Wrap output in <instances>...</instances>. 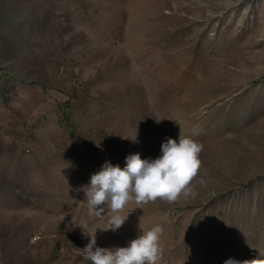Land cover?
<instances>
[{"label": "rangeland", "instance_id": "rangeland-1", "mask_svg": "<svg viewBox=\"0 0 264 264\" xmlns=\"http://www.w3.org/2000/svg\"><path fill=\"white\" fill-rule=\"evenodd\" d=\"M179 134L195 197L89 214L105 161ZM156 225L157 264L264 259V0H0V264H92L88 236Z\"/></svg>", "mask_w": 264, "mask_h": 264}, {"label": "clouds", "instance_id": "clouds-1", "mask_svg": "<svg viewBox=\"0 0 264 264\" xmlns=\"http://www.w3.org/2000/svg\"><path fill=\"white\" fill-rule=\"evenodd\" d=\"M202 150V144L179 134L178 139L167 138L162 142L161 154L154 159H141L139 153L130 154L125 157L123 169L105 161L83 189L89 214L99 218L107 205L113 213L107 230L115 231L125 222L127 216L119 213L130 202L146 204L161 199L173 203L181 196L195 197L196 192L190 185L201 167L199 154ZM162 233L163 228L156 225L128 241L126 247L114 249L97 247L94 233L88 236V243L82 250L85 259L92 264H157L161 258L159 239ZM224 264H264V259L239 261L229 258Z\"/></svg>", "mask_w": 264, "mask_h": 264}]
</instances>
